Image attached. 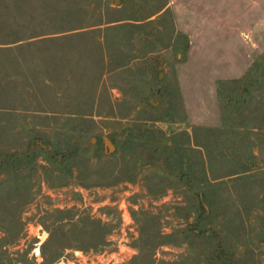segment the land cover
<instances>
[{"label": "rangeland", "instance_id": "374dc122", "mask_svg": "<svg viewBox=\"0 0 264 264\" xmlns=\"http://www.w3.org/2000/svg\"><path fill=\"white\" fill-rule=\"evenodd\" d=\"M0 264H264V0H0Z\"/></svg>", "mask_w": 264, "mask_h": 264}, {"label": "built area", "instance_id": "2783aa9c", "mask_svg": "<svg viewBox=\"0 0 264 264\" xmlns=\"http://www.w3.org/2000/svg\"><path fill=\"white\" fill-rule=\"evenodd\" d=\"M38 238V242L36 243V247L33 249L32 254L35 256L36 261H41V253H40V249H41V245L43 244L44 240L43 237L41 235H37Z\"/></svg>", "mask_w": 264, "mask_h": 264}]
</instances>
